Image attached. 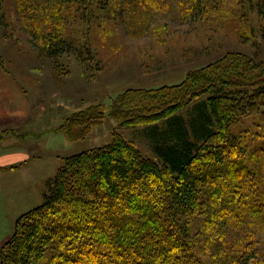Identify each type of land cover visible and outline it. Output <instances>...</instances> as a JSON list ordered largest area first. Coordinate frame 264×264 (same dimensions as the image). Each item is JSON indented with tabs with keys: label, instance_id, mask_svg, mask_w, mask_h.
<instances>
[{
	"label": "trees",
	"instance_id": "16d2710c",
	"mask_svg": "<svg viewBox=\"0 0 264 264\" xmlns=\"http://www.w3.org/2000/svg\"><path fill=\"white\" fill-rule=\"evenodd\" d=\"M246 2L264 20V0ZM64 43L46 47L48 56L70 52ZM227 57L177 86L127 91L107 114L90 107L65 117L55 131L73 142L105 116L151 126L155 159L120 134L62 158L40 205L16 219L0 264H264V162L259 170L245 159L264 158V59ZM192 104L186 121L178 113ZM229 227H241L242 240L229 242Z\"/></svg>",
	"mask_w": 264,
	"mask_h": 264
},
{
	"label": "rangeland",
	"instance_id": "374dc122",
	"mask_svg": "<svg viewBox=\"0 0 264 264\" xmlns=\"http://www.w3.org/2000/svg\"><path fill=\"white\" fill-rule=\"evenodd\" d=\"M246 1L28 0L21 7L20 0H0L2 64L25 88L40 121L30 134L35 153L18 173L20 180L30 177L29 184L15 188L14 198L0 195V241L13 232L16 214L14 210L9 214V208L20 194L37 196L20 212L40 205L46 182L62 158L106 145L120 134L135 142L142 155L155 159L148 138L151 126L119 127L105 116L73 142L63 132L51 130L65 117L90 107L107 114L127 91L177 86L189 71L229 54L264 59V20ZM50 32L56 33L54 38L47 36ZM46 38L54 41L48 43ZM64 42L70 43V52L48 56L46 47L66 49ZM178 114L186 121L193 119L195 105ZM165 122L157 124L158 133L167 131ZM247 154L251 156H245L246 163L260 170L264 158ZM201 221L193 219L198 238ZM227 230L229 242L242 240L241 227Z\"/></svg>",
	"mask_w": 264,
	"mask_h": 264
},
{
	"label": "crops",
	"instance_id": "0c3cea01",
	"mask_svg": "<svg viewBox=\"0 0 264 264\" xmlns=\"http://www.w3.org/2000/svg\"><path fill=\"white\" fill-rule=\"evenodd\" d=\"M32 107L28 94L19 80L0 66V195L5 198L9 196L14 198L15 193L12 192L15 188L29 184L30 177L23 176L20 180L18 173L26 167L30 157L35 153L31 147L30 134H34L36 124L40 121L36 120ZM55 128L51 130L55 131ZM20 195L19 199L15 200L17 204L11 206L8 211L12 214L14 210L16 219L31 210L20 212L21 206L24 208L23 206L37 198L35 194ZM11 235L1 239L0 249Z\"/></svg>",
	"mask_w": 264,
	"mask_h": 264
}]
</instances>
